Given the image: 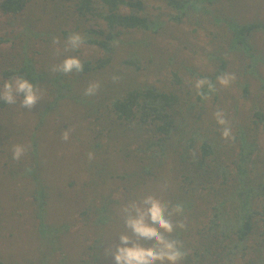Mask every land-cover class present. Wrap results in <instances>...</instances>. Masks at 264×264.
I'll return each instance as SVG.
<instances>
[{
	"label": "trees",
	"instance_id": "obj_1",
	"mask_svg": "<svg viewBox=\"0 0 264 264\" xmlns=\"http://www.w3.org/2000/svg\"><path fill=\"white\" fill-rule=\"evenodd\" d=\"M33 1L4 0L0 3V16L3 17L0 32L10 29L15 36V40L0 38V43L11 42L15 49L11 47L10 53L0 60L1 85L20 76L44 89L43 97L44 91L49 92L46 90L48 87L53 88L57 95L56 104L49 101L47 104L50 105L46 106L47 111H51L58 108L61 101H68L71 107L69 100L72 89L78 86L77 78H89L91 81L92 77L102 81L96 95L111 98V110L116 117L114 127L107 130L109 143L119 145L125 138V147L132 140L137 144L133 151L121 156L127 159L125 161L130 170L124 171L121 167L122 174L107 171L104 175L107 170L105 165L99 168L97 163L86 159L85 169L90 171L86 175L92 178V182L81 184L80 192L92 198L93 210L90 206V209L82 211V215L95 217L96 229L100 233L94 244L81 251L83 255L91 254V260L82 259L72 264L110 261V256L104 255L110 239H104L103 227L112 229L110 236L124 228L119 216V201L102 192V187L107 188L110 177L119 179V187L126 188L131 198L138 199L152 193L172 205H183V215L173 218L183 219L186 223L184 230L177 229L174 233L188 252L181 264H264V76H261L260 70L264 55L255 51L251 40L253 32L264 31V23L240 24L225 18L224 23L219 24V16L210 12V6L217 2L218 8L226 11L235 6L236 0H159L161 12L155 18L148 13L143 0H60L54 5L56 15L45 13L38 22L45 24L47 14L50 15L47 24L51 22L58 27L63 24L68 26V20H72L71 29L61 30L63 39L67 40L72 33H79L85 38L84 46L95 48V54L84 58L81 57L84 56L82 48L71 54L84 65L83 72L71 73L77 80L71 83L62 73L49 78L50 73L39 70L34 57L29 55L32 37L52 36L37 29V24L35 27L23 21L21 23L20 17L26 11H33ZM103 24L105 28L101 27ZM211 24L219 26V32L216 35L207 34L211 36V46L204 43V47L199 48L197 44L189 43L190 38H194L192 35L177 28L193 25L192 33L199 37L198 30L207 31ZM17 25L23 28L18 34L15 30L20 26ZM172 31L183 36L169 35ZM165 34L181 47L174 55L169 53L168 43H164L159 51L153 48L157 45V36ZM125 35L131 37L126 38ZM185 49L204 61V67L209 70L201 72L189 60L179 61L177 55ZM121 53H124L121 65L125 69H133L138 76L150 68L158 75L164 70H171L170 85L157 87L149 80L146 83L137 82L135 78L125 76L127 73L116 81H113L115 74L112 77L103 76V72L118 61ZM233 64L238 68L232 67ZM229 68L238 75L226 88L228 91L224 92L232 102L228 96L222 97L216 84L217 77L229 73ZM190 78H207L215 85V90L209 92L205 87L204 95H199L193 87L195 82H190ZM249 78L260 82L259 93L253 91ZM75 99V103L83 105L81 97ZM243 100L244 103H241ZM94 101L92 99L85 104L93 105ZM224 101L230 104L225 110ZM18 105L19 100L15 105L0 101V264H7L3 257H9L8 252L16 255L14 251H21L14 248L17 242L26 241L30 242L29 250L34 256L22 250L23 255L19 259L22 264H52L48 262L51 255L58 252L60 245L62 247V241H69L72 236L66 233V229L62 231L68 225L57 224L58 217L55 223H51L48 217L49 183L39 174L38 153L41 147L38 132L30 131L24 142L16 138L20 136V131L9 127L10 123L14 125L18 112H28L27 108L11 112ZM239 105L247 110L244 116H241ZM216 107L224 111L229 120L235 137L231 145L221 138L220 126L213 117ZM106 109L101 111V116L98 114L99 117L107 118L109 112ZM43 118L40 117L42 124ZM190 121L194 128L189 126ZM197 123L199 125L195 127ZM130 132L132 134L128 137ZM259 136L263 143L259 141ZM117 139L120 141L117 142ZM16 144L27 148L19 161L12 159V147ZM103 147L97 139L92 153L100 155L103 152L101 159L109 162L112 147L109 144L105 150ZM121 149L120 146L119 151L123 152ZM98 176H101L99 181L96 179ZM70 182L63 181L65 188L70 186ZM39 183L41 188L36 192L24 190ZM162 186L165 189L163 192ZM129 189H135L134 194ZM23 209L28 213H23ZM31 234L34 237L32 240ZM67 243L64 244L66 247ZM62 261L57 264H66Z\"/></svg>",
	"mask_w": 264,
	"mask_h": 264
},
{
	"label": "rangeland",
	"instance_id": "obj_2",
	"mask_svg": "<svg viewBox=\"0 0 264 264\" xmlns=\"http://www.w3.org/2000/svg\"><path fill=\"white\" fill-rule=\"evenodd\" d=\"M2 1L4 0H0V3ZM58 1L60 0H34L33 7L31 5V9L33 10L32 11L33 13L30 11H26L20 17L21 23L23 21L26 22V24H32L35 27L37 24V29H41L45 32L51 33L52 35L51 37L48 35H45L43 37L40 36L41 38L35 36L32 37V39L30 40L32 46L30 47V53H29V55L34 57L35 61L37 62V68L39 70L44 69L49 73L52 65L60 63L65 58V56L74 54L73 53L74 51L69 53H64L62 55H57L55 52V49L57 47H59L61 49V52H63L64 42L66 40L63 39L64 34L63 32H61V30L71 29V27H73L72 20H68L69 21L68 26L63 24L62 26L58 27V25L55 24L51 25V22L50 24H47L48 18L50 17V15L47 14L48 16L46 17L45 24H41L40 22H38L41 16L46 15L45 13H51L54 16L56 15L54 11V5L57 4ZM143 2L145 4L146 10H148V13L153 14L154 18L160 14L159 12H161L160 9L161 2L159 0L157 1L143 0ZM234 5H235L234 7H231L228 10L224 11L218 8V4L216 2L210 6V12L213 14H217V16H219L220 19L219 24L224 23L225 18H228L229 20H234L235 22H239L240 24L253 23V22L264 23V0H236V2H234ZM216 9L218 11H216ZM126 10L129 11L130 9H126ZM0 20L3 21V17L0 16ZM58 20L59 19L56 20L57 23H59ZM224 26L221 27L223 32L226 33L224 31ZM88 27L91 28L92 25H88ZM101 27L105 28V25L103 24V26ZM193 27H194L193 25H183V26L180 25L177 28H180L183 33H186L189 36L192 35L194 38H190L189 43L192 45L197 44L198 48L204 47V43H206L208 46H211L210 43L212 39L211 36H209L210 37L209 39L207 34L209 35L210 33L213 34L215 33L216 35L219 32L217 30L219 26H215L211 24L208 26L210 29L207 31H203L201 29L198 30V35H199L198 37L192 33ZM170 29L172 30V28ZM9 30L10 29H8L7 31L6 30L1 31L0 38L8 37L11 40H15L14 33H11ZM22 30L23 28H21L20 26L16 28L15 32L18 34ZM168 34L169 35L173 34L176 37L177 35L183 36L179 32L176 33V31L175 32L172 31ZM56 35L59 37L58 40L60 41V43L58 45H53V40L57 39ZM169 35L165 34V36H157V40H156L157 45H154L153 47L155 51H159L160 47L163 48L164 43H168L170 45L169 53L172 55H174L173 53H175L178 49L181 48L178 46L176 40H173ZM125 37L130 38L131 35H125ZM251 40L255 48V51L259 55H264V31L260 30L253 32ZM11 47H13L14 49V46L12 45L11 42L0 43V60L5 58V56L10 53ZM81 48H82V52L84 53V56H81L82 58L87 57L88 55L95 54V48L93 47L82 45ZM123 55L124 53H121L118 56V61L112 67H108L103 72V76L109 75L112 77L115 74L114 75L115 77H121L122 74L127 73L125 74V76L131 77V79L135 78V81L137 82L141 81L146 83L149 80V82L153 83L154 86L157 87L170 85L172 81L170 77V73H172L171 70L169 69L164 70L160 75H158V72L150 68L144 74L140 75L138 73L139 74L138 76L135 74L133 69H125L124 68L125 66L121 65L120 60L123 59ZM177 58L179 59V61L189 60L190 64L196 66V68H198L199 71L201 72H207L209 70V69L206 70V68L204 67L203 65L204 61H200L199 59H197V56H193L192 52L186 49L183 52L179 53L177 55ZM118 62H119V66L117 65ZM232 67L238 68V66L235 64H233ZM260 70H261V76H264V64L260 65ZM119 73H121L120 76ZM229 73H233L231 68H229ZM57 74L58 73H50L49 76L51 77L49 78H52ZM234 74L237 78L238 77L237 72H235ZM65 76L71 81V83H74L77 80H79L77 82L78 86L74 87L71 92L72 96L70 98L71 100H69V103L72 104L71 107L67 104L68 101H61L60 106L58 108L55 107L51 109V111H47L46 106L50 105L47 103L51 101L54 102V104H56L57 95H55V91L53 88L46 87L47 89L46 88L45 89L48 90L49 92L44 91L45 98L40 99L36 103L33 109L31 110L28 109V112L24 110L26 108H22L24 112L17 113L16 120L13 121L14 125L11 123L9 124L10 128L15 127L16 130L20 131V136H16V138L18 140L22 139V141L24 142H26V137L30 134V131L33 130L34 133L38 132V138L41 147V151L40 153H38V159H40L39 174H41L44 178H46V180L49 183L48 195H50V204L48 206L49 207L48 217L51 218L50 221L51 223H55L58 217L59 223L57 224L68 225L65 226V228L62 231L66 229L67 230L66 233H69V235L72 236L69 241L66 242L62 241L63 243L62 247L60 245L61 250L59 247L58 252L51 255V258L49 259L48 262L52 264H57V262L62 260L65 261L62 262L66 264L77 263L82 259L88 261L91 260V256H90L91 254L87 253L83 255L81 251L84 247L94 244V242L98 237V233H100V230L96 229L95 217L92 216L85 217L82 215V211H84L85 209H90V206L91 209L93 210V203H91L92 198H90V196H86L85 193L81 194L80 191L82 190L81 184H83L84 182L86 183L92 182L91 181L92 178L86 175L90 171L85 169L86 166L85 161L86 159H88V153L89 152L92 153L95 141L97 139L101 141V143L104 146L102 148L103 150H105L108 147V144L112 147L111 149L112 159L110 158L109 162L106 159H101V155H103V152H101L100 155H97V153L95 155V153H93L94 158L91 161L97 163L99 165V168H102L104 165L107 167V170L104 173V175L107 173V171L110 172V174L112 173L115 175L122 174L121 172H123V170L130 171L128 170L129 166L125 161L127 159H122L121 156L122 155L126 156V154L129 151H133V149L137 145L134 144L132 140V142L125 147L124 144V142L126 141L125 138H123V140L121 139V141L117 139V142L119 141L121 142V144L119 145L109 143L110 138L107 130L112 129L114 127L113 121H116L114 112L111 110L112 109L111 98L106 99V97L98 96V95H96V97L95 95L85 96L84 91L88 86L90 79L80 77L77 78V80H74V77H72L71 74H67ZM2 80L3 78L0 76V85L2 83ZM196 80H197L196 78L189 79L190 82L191 81L195 82ZM91 82H99L101 83L100 85H102V81L95 80L92 77H91ZM250 82L252 84L253 91L259 93L260 82L255 81V79H251ZM218 90L223 98L224 96H228L227 94L224 93L228 91L226 88H222L219 86ZM262 95L264 96V93H262ZM76 97H81L80 102H82L81 104H83L84 106L75 103L74 100H76L75 99ZM92 99L95 100L93 105L85 104L90 102ZM230 100L232 102L231 98ZM241 103H244V100ZM222 105L224 107V110L230 107L228 101H224ZM239 106H241V116H244L246 114L244 112L247 110L245 107H242V105ZM18 109H21L20 105L16 106L14 110L11 109V112L17 111ZM105 109L108 110L107 112H109L108 113L109 115L107 114V118L106 116H104V118L99 117L98 114H100L102 110L104 112ZM215 110L217 111L221 109H219V107H216ZM97 111H99V113H96ZM6 112L9 115V111ZM43 116H44L43 118L44 124L40 122V117ZM197 125H199V123H197L195 127ZM189 126H192V128H194L192 121L189 122ZM204 126H206V124ZM69 129H70L69 139L68 141H64L60 135H62L63 132L68 131ZM99 133L101 135H98ZM131 134L132 132L128 133V137L131 136ZM259 141L263 143V139L261 136H259ZM227 142L231 145L233 140H229ZM120 146L123 152L119 151ZM123 148H126V150ZM130 162L132 161L130 160ZM121 167H123V170H121ZM99 178H101V176H98L96 178L97 181H99ZM63 181H65L66 183H69L70 181L72 182H70V186L68 188H65L66 184H64ZM120 183L121 181L119 179L113 180V178L110 177L109 181H107L106 184L107 188L102 187L104 188L102 189V192H104L105 194H110L113 200H118L119 205L121 207L123 204L127 203L130 200H133L134 198L128 196V191H126V188L124 189V187H119ZM39 184H36V187L35 186L29 188L25 187L24 190H27L26 192H32V193L33 191L36 192L41 188V184L40 185ZM129 191L130 193L134 194L135 189H129ZM82 197H84L86 200H83ZM14 205L15 203L12 204L11 207H13ZM21 211L23 213H28V211L25 209ZM31 214L33 215V212ZM56 214L58 216H56ZM103 228L105 230L104 239L109 238L110 241L113 240L114 243H119V237L116 235L120 232H123L124 228H120L114 234V236H110L112 235V229H110V227H103ZM32 239H34V237L31 234V240ZM66 243L69 244L67 245V247L66 245H64ZM29 246H30V242L28 241L24 243L17 242V246L14 248H16L17 250L20 249L21 251L13 250L16 253V255L11 251L8 252L10 256L3 257L4 260L7 262V264H22V261L19 260L21 259L20 256L23 255L22 250L25 249L26 253L28 252L31 256H34V253L29 250L30 249ZM32 258H36V257H32ZM103 264H114V260L112 257H110V261L107 262L103 261Z\"/></svg>",
	"mask_w": 264,
	"mask_h": 264
},
{
	"label": "clouds",
	"instance_id": "obj_3",
	"mask_svg": "<svg viewBox=\"0 0 264 264\" xmlns=\"http://www.w3.org/2000/svg\"><path fill=\"white\" fill-rule=\"evenodd\" d=\"M85 38L79 33H72L64 42L63 52L57 47V55L76 51L84 44ZM58 39L53 40V45H58ZM82 61L75 56H65L58 64L52 65L50 73L71 74L83 72ZM119 77H113V81ZM236 79L234 73H224L217 77L216 84L228 88ZM99 82H89L84 91L85 96H94L100 89ZM199 95H204L207 87L209 92L215 90V85L207 78L197 79L193 85ZM43 90L28 79L17 76L0 85V101L8 105H15L19 100L21 109H33L36 103L44 98ZM207 99V96H205ZM213 117L221 129V138L225 141L234 140L232 129L226 114L222 110L213 113ZM69 131L60 135L64 141L69 139ZM27 152L26 146L16 144L12 147V159L19 161ZM94 154L89 152L88 159L92 160ZM165 189L162 186L161 191ZM184 207L181 203L175 205L162 197L149 193L138 199H133L123 204L119 209V216L123 221L124 231L118 233L119 243L108 241L104 250L106 257H112L114 264H181L188 255L182 241L174 236L177 229L184 230L186 223L183 219L174 217L182 216ZM115 236V237H116ZM147 242H151L148 244Z\"/></svg>",
	"mask_w": 264,
	"mask_h": 264
}]
</instances>
